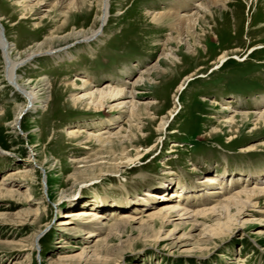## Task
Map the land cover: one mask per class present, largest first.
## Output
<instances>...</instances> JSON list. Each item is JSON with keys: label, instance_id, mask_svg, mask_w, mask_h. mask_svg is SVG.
<instances>
[{"label": "rangeland", "instance_id": "obj_1", "mask_svg": "<svg viewBox=\"0 0 264 264\" xmlns=\"http://www.w3.org/2000/svg\"><path fill=\"white\" fill-rule=\"evenodd\" d=\"M205 1L110 0L96 40L65 45L67 54H45L18 70L20 83L45 79L51 87L45 107L27 111L15 128L11 122L26 100L7 81L0 49V111L7 112L0 124V185L14 190L12 197L0 195V264H264V236L255 234L264 230V197L240 215L247 219L243 228L227 236L211 235L203 221L176 215L160 234L161 224L146 220L132 221L111 237L108 227L90 238L79 219L69 218L95 209L113 215L111 227L128 216L129 208L121 204L128 198L141 212L163 204L145 198L148 191L166 200L180 193V203L198 210L264 182V124L255 127L252 117L238 118L264 112V0L227 1L225 16L221 10L215 20L205 16L209 24L196 22L194 40L184 36L183 43L177 35L169 41L177 27L171 21L152 20V13L183 8L185 2L190 7L181 14L196 15ZM20 2L0 0V23L15 57H25L39 43L49 45L52 36L71 28L89 30L98 12L101 16L93 0L83 13L75 7L60 10L57 0ZM68 11L74 15L66 26L61 13ZM224 55L227 61L218 67ZM143 76L146 82L135 86ZM126 84L140 108L152 103L134 124L122 108L95 110L74 103L89 88ZM231 117L238 118L235 124H224ZM132 126L135 142L121 144L131 162L92 138L108 129L129 134ZM96 193L107 199L105 210L89 206ZM76 198L85 200L83 208L71 205ZM114 200L119 208L109 207ZM95 247L100 256L109 252L108 262L96 260Z\"/></svg>", "mask_w": 264, "mask_h": 264}, {"label": "bare ground", "instance_id": "obj_2", "mask_svg": "<svg viewBox=\"0 0 264 264\" xmlns=\"http://www.w3.org/2000/svg\"><path fill=\"white\" fill-rule=\"evenodd\" d=\"M27 1L28 0H23L24 3H27ZM227 1L229 0H206L204 3L199 4V7H198V12L201 10L204 13L201 14L200 16V13L202 12H199V13L197 12L196 15H192L190 17H185V15L181 14V10L183 8L189 9L190 7L188 6L186 2L184 3L185 7L183 8L175 6V9H172V7L174 6L171 4L172 7L166 13H163V14L160 13V15H158L157 13L156 15H154L152 13V20L157 21V23L159 22L163 23L164 20L171 21L172 25H175L177 27L175 28L176 33L174 32L175 35H171V38L169 39V41L171 40L176 41V35H177L179 36L178 37L179 42L183 43L184 36L189 37L190 39L194 40V37H195L194 33L196 32L193 30L195 29L196 22L200 25L209 24L205 22V16H208L210 20L211 19L215 20V15L219 12V10H221L223 12V16H225L226 12H228L227 11L228 5L226 4ZM23 2H20V4H22ZM88 2L89 0H57L56 6L60 10L65 9V8L71 9L75 7L77 11H79L80 13H83L85 11H88V8H87ZM109 3H110V0H93V4L95 5L94 7L97 8L98 11H101V16L99 15V12H98V14L95 17V21L92 27L89 28V30H79L77 28H71V29L68 28L69 31H67L66 34H63L62 36H54V37L52 36L50 40L51 42L49 45H46L45 42L37 44L33 49H31L25 55V57H15L13 55V45L8 42L5 34H4L5 38L3 39L1 35V27H0V49L2 51L4 69H5L7 81L12 85L14 90L20 93V95L23 96V98L26 100V103L21 105V107L18 109L16 118L11 122L12 128L13 127L15 128L16 124L17 125L19 124L20 119H22V117L26 114L27 111H32V110H36L37 108L45 107V103L47 100V92L49 88L51 87V86H48L50 85V83L46 82L45 79H42L41 82H36V83L34 82L33 83L32 82L20 83V80L18 77V70L21 69L26 64L31 63L33 60L45 54L54 55L56 53L55 56H58L57 54L58 52L56 51H59V50H62V52L67 54V51H64L67 48H63V46L65 45H71V44L74 45L80 42L88 43V42L96 40L100 35L103 34L102 33L103 26L106 25L105 23L108 19V15L110 11ZM61 14L65 15L64 16L65 25L68 26L71 23L74 14H72L71 11H68L66 13H61ZM97 23H99V25H97ZM95 24L97 25V27L95 26ZM3 33H4V30H3ZM185 34H187V36ZM52 42H55V44L53 45ZM187 44H190L192 46V45H195L196 43H187ZM226 61H227V57L225 55L221 56L217 66L218 67L223 66V64ZM145 79L146 78L144 76L139 78L137 83H135V86H137L138 83L146 82ZM189 79L190 77L187 78V81ZM44 82L47 84H45ZM72 85L77 86V84L75 83ZM83 86L87 89L88 88L87 86H89L88 81H83ZM127 86L128 84H126V86L124 85L121 87L108 85L103 88H95V90L89 88L90 92L89 91L85 92L81 97H79V99H75L74 103L76 104L77 102H79L81 103V105L83 104L85 108L87 109L94 108L95 110L103 109L106 106H108V108H110L111 110L114 109L115 107L120 108V110L122 108L123 110L129 112L128 113L130 116L129 123L131 124L136 121V118H138L139 115H141V111H142L141 109H144L143 111H145L146 113L147 111L146 109H148L150 104L152 103L147 104L145 106L146 108H140L136 104V101L134 100L135 90L133 89L131 93L129 91L127 92L126 91L128 90ZM182 88H183V85L181 86L180 90H182ZM128 94L130 95L129 97H127V99H124V100L119 99ZM28 103L30 104L29 108H28ZM6 117H7V112L1 113L0 111V124L5 121L4 119ZM251 117L253 120H255V127H258L259 125L264 124V112L255 113L253 116L246 114V113L238 115V118H240L243 121L246 120L245 122H248V119L249 118L251 119ZM238 118L231 117L224 124H227V123L235 124ZM134 127L136 126H132L130 128L131 131L129 132V134L126 133L127 130L126 131L118 130V132L116 131V133H112V131H108L109 130L108 129L107 131L99 135L98 137H92V138L96 139V141L99 144H101L102 147L105 148V150H108L109 152L112 151L113 152L112 154L120 155L121 158L126 159L129 162H131L133 161V158L131 157V153L127 151L126 147H121V144H124V142H127L130 145L132 142H135L136 135H135ZM159 127H160L159 128L160 131H163V129H165V121L161 123ZM70 136L78 138L80 136V133L71 132ZM137 156H140V154ZM8 178H11V177H8ZM207 182L213 184L216 181L213 178L211 179L208 178ZM263 183H261V185L257 184L256 186L252 188L246 189L245 187L244 189H241L240 191H235L231 196H228L222 202H219L217 205L209 207V208L207 207L205 209H198V210H194V209L191 210V208L187 204L185 205L184 203H180L181 201L178 200L179 199L178 197L181 195L180 193L177 194V192H172L171 194L172 196L166 200L163 194H161L160 197L158 198V196H155L153 194L154 192L152 193L148 191V194L146 193L145 198L154 196L155 198L157 197V199L161 201V203L163 204L160 207H157V208L154 207V209H150L151 211L148 213L146 211L141 212L140 208L135 209V208L130 207L131 204H134V207L137 205L135 202L134 203L131 202V200L128 198L127 200L121 203L125 205L123 208L125 209L129 208L128 214H126L128 216L121 218L118 223H115L111 227L110 225L108 226L107 223H108V220L111 219V217H113V215L107 217L104 211L98 212L95 209L89 210V211L82 210L78 212H73L72 215H69V218H72L71 222L74 219H79L80 224H82L85 229L89 230V233L87 236L90 238L100 237L101 234L106 232L108 227L110 228L109 236L111 237V235L116 233V231L117 233L120 232L119 229L121 227H124L125 225L127 226L132 221L145 222L146 220L149 222L160 223L161 228H160V231L158 232V234H160L162 225H164L166 222L169 223L171 219L176 215L179 216V218H183V219L185 217H187L188 220L194 219L192 220L194 222L195 221L198 222V220L203 221L205 229H209L208 233H211V235L220 236L223 234L227 236V232L231 233L236 228H239V227L243 228V226L245 225L244 223L247 219L245 220L241 219L240 215L244 213L247 207L257 208L259 203H254V201L258 200L261 197H264V184ZM165 186H166L165 188L166 190L171 189V185L167 184ZM0 195H5V197L6 196L12 197L14 196V190L6 189L1 183ZM74 196L76 197L77 195L74 194L72 197ZM89 199H91L89 200V203H91V205L89 206L94 205L95 208H99L100 206L101 208H103L102 210H105L106 207H108L107 199L102 197L101 194L96 193L95 196ZM80 200L81 199L76 198L71 205L73 206L75 205V207H78V208H83L82 205H84L85 200L83 201H80ZM142 203L148 205V203L150 204V201L143 200ZM118 206H120L119 200H114V204H112L111 206L109 205L110 208L111 207L119 208ZM43 208L44 206L42 205L41 209ZM41 209L37 211L35 215L36 217H37V214L41 211ZM250 214L252 217L253 214L252 213ZM65 224H70V223L65 222ZM170 233L171 232H169V234ZM169 234L163 240H167L169 237ZM255 234L257 236H264V230L261 228L258 231H256ZM39 236L40 234L36 235L35 240H38ZM105 245L107 246V244ZM90 248L91 247L85 248L82 253L83 254L87 253L86 251H89ZM94 249L95 250L91 252L95 254L94 256L96 257V260L98 262L100 261L102 263L108 262V259L110 257L109 252H106L108 253L106 255L100 256V254L97 252V247H95ZM105 250L108 251L109 247L107 246Z\"/></svg>", "mask_w": 264, "mask_h": 264}, {"label": "water", "instance_id": "obj_3", "mask_svg": "<svg viewBox=\"0 0 264 264\" xmlns=\"http://www.w3.org/2000/svg\"><path fill=\"white\" fill-rule=\"evenodd\" d=\"M0 27H1V35H2V37H3V39H4V38H5V37H4V33H3V30H4V29H3V26H2L1 23H0Z\"/></svg>", "mask_w": 264, "mask_h": 264}]
</instances>
